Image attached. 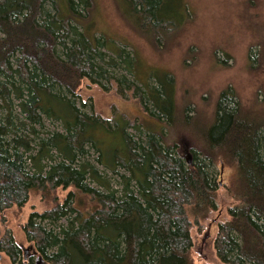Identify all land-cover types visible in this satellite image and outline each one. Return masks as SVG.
<instances>
[{
	"label": "trees",
	"instance_id": "obj_1",
	"mask_svg": "<svg viewBox=\"0 0 264 264\" xmlns=\"http://www.w3.org/2000/svg\"><path fill=\"white\" fill-rule=\"evenodd\" d=\"M123 3L126 17L156 46L189 12L186 0ZM93 7V0H0V213L25 205L35 190L54 200L23 223L42 264H193L191 228L217 208L212 166L233 158L238 180L228 189L236 201L218 223L214 248L228 264H264V117L232 104L236 92L226 87L203 130L205 151L185 154L162 132H133L143 125L126 113L106 117L93 103L85 109L86 78L105 89L115 81L151 116L178 122L174 77L153 70L147 78L155 83L141 79L128 44L92 27ZM120 63L125 72L117 74L111 67ZM46 117L60 119L63 129H47ZM91 149L103 168L88 157ZM58 189H66L62 197ZM63 218L57 228L49 225ZM0 250L24 261L1 224Z\"/></svg>",
	"mask_w": 264,
	"mask_h": 264
},
{
	"label": "rangeland",
	"instance_id": "obj_2",
	"mask_svg": "<svg viewBox=\"0 0 264 264\" xmlns=\"http://www.w3.org/2000/svg\"><path fill=\"white\" fill-rule=\"evenodd\" d=\"M93 2L92 27L97 34L102 32L113 41L115 39V44H128L126 50L131 55L137 54L139 59L141 79L155 83L154 78H147L153 70L165 71L174 77L178 122L169 125L151 116L137 97L130 93L121 95L115 81L105 89L86 78L80 90L81 99L86 102L85 109H91L93 103L95 111L106 117L113 118L117 111L126 113L132 121L143 125L141 132L131 128L133 132L138 135H144L148 129L162 132L165 142L177 141L185 154L190 148L205 151L203 130L214 120L219 94L226 87L236 92V97L230 101L232 104L238 100L244 111L257 118L264 117V0H186L189 9L186 21L162 46L154 45L130 22L124 13L123 0ZM108 54L114 55L111 50ZM111 68L117 74L125 72L121 63ZM45 123L49 130L63 129L60 119L46 117ZM97 155L91 149L88 157L98 164ZM219 156L217 153L216 157ZM212 171L219 180L217 208L191 228L193 264H228L217 256L214 240L218 223L230 218L228 207L236 201L228 188L238 180V168L233 158H220ZM112 182L121 187L118 178L114 177ZM65 192L66 189H58L61 197ZM53 204V199L43 198L35 190L25 205H13L0 213L1 231L8 228L13 232L15 241L22 247L24 260L13 262L0 250L1 264H28L25 260L29 258L31 264H42L26 239L23 223L33 209L42 211ZM65 222L67 219L63 218L49 225L57 228Z\"/></svg>",
	"mask_w": 264,
	"mask_h": 264
},
{
	"label": "water",
	"instance_id": "obj_3",
	"mask_svg": "<svg viewBox=\"0 0 264 264\" xmlns=\"http://www.w3.org/2000/svg\"><path fill=\"white\" fill-rule=\"evenodd\" d=\"M25 250H27V248H25Z\"/></svg>",
	"mask_w": 264,
	"mask_h": 264
}]
</instances>
